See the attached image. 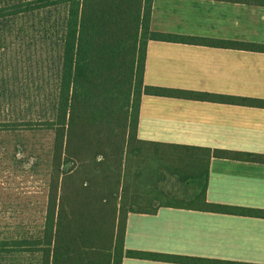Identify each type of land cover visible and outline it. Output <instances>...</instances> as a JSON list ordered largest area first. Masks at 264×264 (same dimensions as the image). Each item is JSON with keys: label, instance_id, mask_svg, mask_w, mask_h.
I'll use <instances>...</instances> for the list:
<instances>
[{"label": "trees", "instance_id": "trees-1", "mask_svg": "<svg viewBox=\"0 0 264 264\" xmlns=\"http://www.w3.org/2000/svg\"><path fill=\"white\" fill-rule=\"evenodd\" d=\"M152 9L153 0H0V163L40 169L45 184L39 216L0 233V264H252L125 247L130 213L264 219V210L207 200L213 158L264 155L138 137L144 95L264 109L263 99L146 85L150 41L258 53L264 44L154 32Z\"/></svg>", "mask_w": 264, "mask_h": 264}, {"label": "crops", "instance_id": "crops-1", "mask_svg": "<svg viewBox=\"0 0 264 264\" xmlns=\"http://www.w3.org/2000/svg\"><path fill=\"white\" fill-rule=\"evenodd\" d=\"M154 32L264 44V6L214 0H153ZM145 84L264 100V53L150 41ZM141 140L264 155V109L144 95ZM210 203L264 210V163L213 158ZM128 250L264 264V219L160 208L130 213ZM122 264H178L125 258Z\"/></svg>", "mask_w": 264, "mask_h": 264}, {"label": "rangeland", "instance_id": "rangeland-1", "mask_svg": "<svg viewBox=\"0 0 264 264\" xmlns=\"http://www.w3.org/2000/svg\"><path fill=\"white\" fill-rule=\"evenodd\" d=\"M1 158V157H0ZM0 163V233L17 225L23 218L39 216L44 200L41 170L31 166ZM41 215V214H40Z\"/></svg>", "mask_w": 264, "mask_h": 264}]
</instances>
